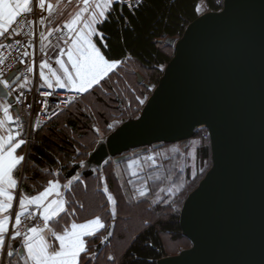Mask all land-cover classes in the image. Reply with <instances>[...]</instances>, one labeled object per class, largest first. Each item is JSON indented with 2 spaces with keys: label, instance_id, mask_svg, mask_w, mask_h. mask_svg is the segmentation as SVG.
<instances>
[{
  "label": "water",
  "instance_id": "95a60500",
  "mask_svg": "<svg viewBox=\"0 0 264 264\" xmlns=\"http://www.w3.org/2000/svg\"><path fill=\"white\" fill-rule=\"evenodd\" d=\"M166 42L174 54L157 84H144L151 92L138 117L99 141L87 166L185 143L205 128L211 166L179 214L190 246L156 264H264V0H223ZM19 70L5 76L9 88ZM0 99L14 102L2 84Z\"/></svg>",
  "mask_w": 264,
  "mask_h": 264
},
{
  "label": "trees",
  "instance_id": "16d2710c",
  "mask_svg": "<svg viewBox=\"0 0 264 264\" xmlns=\"http://www.w3.org/2000/svg\"><path fill=\"white\" fill-rule=\"evenodd\" d=\"M139 1V6L132 10L120 2L115 3L111 19L97 26L104 34L98 47L110 61L121 63L98 85L80 94L41 124L27 149L21 185L24 192L38 193L49 180L66 181L80 173L67 194L68 212L75 210V221L99 217L104 224L99 232L86 237L87 252L82 254L81 264H156L165 256V236L170 242L185 241L187 247L190 246L179 226L182 198L171 203L159 201L151 207L149 199L128 201L127 187L125 191L119 187V176L112 163H104L101 170L84 164L96 147L100 132L107 137L122 122L138 116L142 105L136 94L148 91L144 84H157L163 65L174 54L173 46L166 40L181 37L186 26L199 15V2L204 1L211 10L219 9L214 0ZM99 40L96 36L95 42ZM137 73L143 78L142 83H138ZM132 87L136 89L134 92ZM205 131L199 130L194 137H201ZM202 140L197 155L199 164H206V168L191 189L211 166L209 139L202 137ZM133 151L140 153L138 149H132L122 160H128ZM112 162L116 164L114 160ZM105 185L116 201L115 216L109 209L108 193L103 191ZM136 211H144L151 216V221L141 220L132 232L119 230L121 225L131 222L130 214ZM63 217L59 225L71 223L67 215ZM122 245L117 254L114 249ZM89 254L94 256L89 259ZM109 256L114 259L109 260Z\"/></svg>",
  "mask_w": 264,
  "mask_h": 264
},
{
  "label": "snow or ice",
  "instance_id": "6c2138e0",
  "mask_svg": "<svg viewBox=\"0 0 264 264\" xmlns=\"http://www.w3.org/2000/svg\"><path fill=\"white\" fill-rule=\"evenodd\" d=\"M29 3L30 0H0V37H5V34L9 32L8 26L16 21V18L21 12L31 11ZM113 3L114 0H94V3H90V0H83L84 7L81 11L77 13L70 23L64 25V28L70 34L64 37V43H71V48L67 50L66 54L68 61L71 63V69L74 72L70 71L61 59H56L55 61L62 70L61 74L52 71L47 62L40 63L39 76L49 88L52 87V84L49 78L45 76L44 69L46 68L49 70L51 76H55V83L60 88L83 94L95 85H98L109 72L113 71L121 63L118 60L110 61L102 52L101 47H98V43L104 40V34L98 31L97 25H102L111 19V12L115 10ZM39 7L42 10L45 8V0H39ZM90 8L93 10L90 11ZM51 9L52 4L49 3L47 10L51 12ZM84 13H88V15L85 16ZM78 25H82V28L77 27ZM55 31L60 32L62 29H56ZM15 35H20V33L17 31ZM94 36H99L100 40L94 42ZM41 38L44 39L43 33H41ZM7 46L11 47V44ZM2 47L4 45L0 44V48ZM104 47H107L106 43H104ZM41 50L43 51V45ZM23 55L27 56L28 53L24 52ZM59 55H65V51L61 49ZM28 70L32 71L31 68ZM0 84L4 88L9 89L7 80H0ZM0 109H3L5 117V120H0V125H2L5 121L11 120L12 118L9 116V107L6 103H0ZM8 141V145L5 146L3 138H0V197H4L8 202L0 201V213L8 212L12 207L11 202L14 197L8 194L7 189L17 186V179L14 178V169L25 159L23 155L17 156L15 153L26 141L21 138L18 143H14L12 142V136H8ZM148 159L151 160L152 157H148ZM70 185L71 181L63 187L70 191ZM103 191L105 193L108 192L106 185ZM53 193H55L58 199H53L45 203L47 198ZM145 195V191L140 192V196ZM61 196L59 182L49 180L48 187L27 200V204L35 205L43 221V226L26 227L23 235L21 231H16L13 239L20 238L22 240V248L15 253L13 250H8L6 253L7 257L13 258L15 256L17 262L22 260L23 264H81L82 254L87 252L84 237L95 234L92 226L103 229L104 224L99 217H95L91 221L84 223H76L75 210L73 209L69 213L67 208L68 202L66 199L60 198ZM107 200L113 205L116 203L111 195L107 196ZM81 207L83 206L81 205ZM25 208L26 201L24 198H21L19 200L20 211L15 215V224L17 226L21 224L22 217L25 219L34 218L33 212H25ZM61 214L67 215L73 222L70 223V226L65 225L61 231L57 232L54 225L58 224L59 220L64 218ZM112 215L115 216V211L112 212ZM7 223V216L0 219V251L5 247L3 234L6 232L5 226ZM56 242H58V246ZM21 252L25 253V255H21ZM93 256L94 254H89L88 258L91 259ZM108 259L112 260L114 258L109 256ZM9 264H12L11 260H9Z\"/></svg>",
  "mask_w": 264,
  "mask_h": 264
},
{
  "label": "built area",
  "instance_id": "2783aa9c",
  "mask_svg": "<svg viewBox=\"0 0 264 264\" xmlns=\"http://www.w3.org/2000/svg\"><path fill=\"white\" fill-rule=\"evenodd\" d=\"M215 5L220 10L223 0H214ZM139 0H120V3L128 10L134 9ZM30 12L21 13L16 21L10 25L9 32L5 37H0V44L4 47L0 48V80H3L6 75L11 73L16 68L20 67L18 82H22L29 77L33 72L36 73L37 64L41 57H44L48 63L56 61L50 52L57 41H64V37L69 36V32L64 28L65 23H52L47 16L46 8L43 10L39 7V0H33ZM210 10V11H218ZM56 29H62L57 32ZM20 35H15V32ZM41 33L44 34V39L41 38ZM19 41V43H17ZM11 44V47L7 45ZM43 45V51L41 50ZM27 52L28 55H23ZM23 61V63H21ZM31 68L32 71L28 69ZM50 98H53L51 103ZM73 98L71 94L58 93L52 96L48 92L37 90L34 83L31 90L20 92L14 97V105L19 111L26 116L24 119L17 118L12 123V130L18 136H25L30 141L32 135L37 132L41 124L47 121L54 112L61 110L69 100ZM54 107L51 108L50 106ZM203 137L207 138V132H203ZM33 212V219H25L22 217V222L19 226L15 224L14 219L10 224L5 240V247L0 251V264H4L7 257V251L12 244L20 238L13 239L16 231H21L22 235L26 227L43 226V221Z\"/></svg>",
  "mask_w": 264,
  "mask_h": 264
},
{
  "label": "rangeland",
  "instance_id": "374dc122",
  "mask_svg": "<svg viewBox=\"0 0 264 264\" xmlns=\"http://www.w3.org/2000/svg\"><path fill=\"white\" fill-rule=\"evenodd\" d=\"M197 10L198 13L201 14L205 11H210L211 9L207 7L206 3H203L201 5L198 4ZM132 89V92L136 90L133 87ZM150 92L151 90H148L142 95L136 92V97L140 103L143 101V103H141L142 106L145 104ZM79 96L80 95L73 97L67 102L65 106H67L72 100L78 98ZM50 107L53 108L54 106ZM140 111L141 109L138 111V115ZM100 133L101 136L99 141L106 138L104 133ZM202 134L203 132L201 133V137L196 136L185 143L181 142L159 147L150 146L145 152H130V158L125 162H121V165L114 164L112 162L113 159H108L106 162L112 163L115 167L116 174L119 176L117 177L120 185L119 187H121V189L124 191L125 187H127L126 195L128 201L149 199L151 207L159 201L163 203H171L182 198L181 201L183 204L185 200L184 198H186L187 195L198 185L199 182L193 189H191L193 184H195L202 176L200 174H202L206 168V164L202 166L199 164V157L197 155V148L203 142ZM148 157H152V159L149 160ZM84 164L87 166V160ZM129 165H131V167H129ZM119 166L121 168H119ZM123 171L125 172V175L123 174ZM121 174L125 176V178ZM130 190L131 193L128 194ZM189 190L190 192L187 193ZM141 191H145L146 195L140 196ZM107 193V196H112V193ZM114 208L115 205L109 202V209L111 212L114 211ZM127 213L129 214V211ZM130 215L132 219L131 222L126 223L127 226L121 225L119 230L132 232L135 230L136 226L139 224V222H141V220H143V222H146V220L148 222L151 221V216H148V214L144 213V211H136L135 214L133 213ZM163 238L166 243L165 256L175 255L179 251L188 248V244L185 241L170 242L169 237L165 236ZM121 247H123V245L115 249L113 247V249L118 254L121 250Z\"/></svg>",
  "mask_w": 264,
  "mask_h": 264
},
{
  "label": "crops",
  "instance_id": "0c3cea01",
  "mask_svg": "<svg viewBox=\"0 0 264 264\" xmlns=\"http://www.w3.org/2000/svg\"><path fill=\"white\" fill-rule=\"evenodd\" d=\"M32 2H33V0H30L29 8L32 6ZM117 2H120V0H114L113 5L115 3H117ZM49 3L52 4L51 12H49L47 10V5ZM90 3H94V0H90ZM203 3H205V2L204 1H200L199 5H201ZM83 7H84L83 0H45L46 13H47V16L50 19V21H52V23H58V22H62V23H65V24L66 23H70V21L75 18L77 13L80 12ZM89 10L91 11L93 9L90 8ZM21 13H25V12H21ZM84 15L87 16L88 13H84ZM77 27H81L82 28V25H78ZM95 37L96 36L93 37V41L94 42H95ZM70 48H71V43L65 44L64 41H57L55 43L54 47L52 48L50 54L53 57H55V59H61L65 63L66 67L70 71L74 72V70L71 69V63L68 61L67 54H66L67 50L70 49ZM61 49H63L65 51V55H63V56L59 55V52H60ZM43 62H47V60L44 57H41L39 59V61H38V64H37L36 73L33 72L32 74L29 75L28 78H26L22 82H18L19 73H17L15 75V77H13L12 80L10 81V88L8 89L9 95L14 98L15 96H17L22 91L31 90L33 88L34 83L36 85L37 90H39L41 92H48L52 96H55L58 93L71 94V95H73V97H77L78 95H80V94L76 93L75 91H71V90L65 89V88H60L55 83V76H51L49 70L46 68V69H44L45 76L49 78V80H50V82L52 84V87L49 88L48 85L44 82V80H42L40 78V76H39V72H40L39 65H40V63H43ZM48 64L51 67L52 71H55L58 74L62 73V70L60 69L59 65L56 64L55 62L54 63H48ZM41 85H43V86H41ZM50 100H51L50 102L53 103V101H54L53 98H50ZM0 103H6L7 104V106L9 107V116H11V118H12L11 120H7L2 125H0V138H3L5 146H7L8 143H9L8 136H12V138H13L12 142H14V143H18L21 138L26 141V143L21 145L20 148H18L16 153H15L17 156L23 155L25 157L24 161H22L21 164L18 165L16 167V169H14V178L17 179V186L15 188L7 189L8 194H10V195H12L14 197L13 201L11 202L12 207L8 210V212L0 213V219L4 218L5 216L8 217V223L5 226L6 227V232L3 234L4 235V240H6L7 232L9 230V228H10V224H11L13 219L15 221V215H16L17 212L20 211V209H19V200L21 198H24L25 201H26L25 212L34 211L39 218H41V217L39 216L38 210H36L35 205L27 204V200L29 198L34 197L35 195L39 194V192L38 193H33V194H27L26 192H24L22 190V187H21L22 178H23V169H24V164H25V160H26V156H27V149H28V145H29L30 141H28L26 139L27 137H25V136H18L15 133H13L12 126H11L12 123L17 118L24 119L26 115L24 113H22L21 111L15 109L16 106L14 105V102L10 103L6 99H0ZM51 106H53V105H51ZM57 112H54L51 116H53ZM0 120H5V117H4V114H3V109H0ZM129 158H130V156L128 157V159ZM123 161H127V159L122 160V162ZM119 162H121V161H118V162H115V163L117 164ZM87 167H89V166H87ZM99 170H101V169H99ZM79 178H80V173L76 174L75 176H73L72 178H70L69 180H66V181H60L58 179H53V180H56V181L59 182L60 190H61V193H62V196L60 198H64L68 202V195L67 194H68L69 190L65 189L63 186L65 184H68L69 181H71V185H70V188H71L72 185L74 184V182L76 180H78ZM46 187H48V184H47ZM43 190H41V191H43ZM53 199H58V197H56L55 193L51 194L47 198L45 203H48L49 201H51ZM0 201L8 203L4 199V197H0ZM67 205H68V203H67ZM61 215L64 216V214H61ZM94 218L95 217L87 218L86 220L75 221V222L76 223H84L86 221H91ZM71 222H73V221L71 220ZM65 225L70 226V223L69 224L65 223V224H62V225L55 224L54 227H55V230L57 232H59V231L62 230V228ZM92 227L95 230V233H97V232H99L101 230V229H98L96 226H92ZM89 236H91V235H89ZM89 236H85L84 239H86V237H89ZM18 242L20 243V247L17 250H15L14 253L16 251H20L21 248H22V240L19 239ZM56 244L58 246V242H56ZM21 255H25V253L21 252ZM9 260L12 261V264H23L22 260L17 262L15 256L13 258L6 257L4 264H9Z\"/></svg>",
  "mask_w": 264,
  "mask_h": 264
},
{
  "label": "bare ground",
  "instance_id": "6f19581e",
  "mask_svg": "<svg viewBox=\"0 0 264 264\" xmlns=\"http://www.w3.org/2000/svg\"><path fill=\"white\" fill-rule=\"evenodd\" d=\"M201 129H205V128H199V130H201ZM199 130H198V131H199ZM205 130H206V129H205ZM198 131H197V132H198ZM197 132H196V133H197ZM205 132H207V130H206ZM207 134H208V132H207ZM207 138L209 139V135H208ZM173 144H174V143H173Z\"/></svg>",
  "mask_w": 264,
  "mask_h": 264
}]
</instances>
